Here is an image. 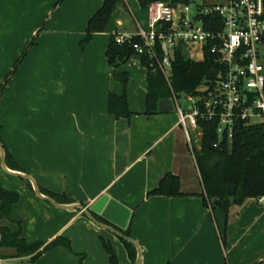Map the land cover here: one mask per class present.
I'll return each mask as SVG.
<instances>
[{
  "label": "crops",
  "instance_id": "crops-1",
  "mask_svg": "<svg viewBox=\"0 0 264 264\" xmlns=\"http://www.w3.org/2000/svg\"><path fill=\"white\" fill-rule=\"evenodd\" d=\"M57 1L0 0V82L47 19L45 33L0 96V137L16 164L9 168L72 201L55 200L60 204L89 206L108 194L132 208L131 237L141 264H264V206L249 198L225 212L205 203L177 111L146 114L148 71L141 58L133 55L119 68L108 62L111 36L148 28L147 8L139 0H120L105 30L81 49L105 0ZM115 71L129 73L126 89ZM125 92L133 113L115 118L109 94ZM169 172L180 177L182 195L148 196ZM0 173L2 186L20 197L0 226L20 231L30 243L58 236L71 241L72 250L57 246L34 264H83L81 255L85 264H111L103 240L112 243L120 264H133L122 239L82 210L39 196L30 180L1 163ZM15 253L0 248V262L32 264Z\"/></svg>",
  "mask_w": 264,
  "mask_h": 264
},
{
  "label": "trees",
  "instance_id": "trees-1",
  "mask_svg": "<svg viewBox=\"0 0 264 264\" xmlns=\"http://www.w3.org/2000/svg\"><path fill=\"white\" fill-rule=\"evenodd\" d=\"M120 0H105L104 5L90 19L86 36L81 41L82 46L91 41L93 35L105 30L109 19ZM164 1L169 3L190 4V0H139L142 7L147 8L151 3ZM63 0H58L61 4ZM211 18V16H210ZM206 22L209 17H206ZM211 29V27H209ZM142 41L135 36L133 42ZM37 41H31L29 47L21 54L13 69L8 72L0 84V96L3 95L9 80L18 72L19 66L26 57L30 46L36 45ZM137 54L132 42L118 43L116 34L110 38L107 48V58L111 66L115 68L125 64L131 56ZM162 56V52L159 51ZM142 64L148 71V90L146 96V114L153 115L160 113V101L166 100L172 103V90L162 72L157 68L156 61L144 55L141 57ZM221 64L216 60V55L206 52L204 60H196L186 54L182 48L176 51L173 61L172 87L179 96L185 94H200V88L207 82L216 79V74L221 69ZM114 79L120 82L126 89L129 83L127 71H115ZM108 111L115 118L130 117L132 111L129 107L127 93L122 95L110 93L108 98ZM199 126L202 128L201 146L195 148L197 167L204 186L205 203L211 202L222 208L225 212L233 205H240L249 198H258L264 195V123L250 124L238 121L234 127L233 137L228 135L222 138L218 134V120L199 119ZM5 147V146H4ZM6 164L8 167L16 166L7 148ZM1 163V158H0ZM235 186V192L229 194L227 187ZM41 192L52 197L60 203H72L66 195L57 194L52 191L40 188ZM179 196L181 192L180 177L169 172L160 181L158 187L148 193V196ZM19 194L15 191L5 189L0 182V221L4 218H11L13 205L19 201ZM85 205V204H84ZM98 218L105 221L103 218ZM132 219L125 235L131 236ZM106 222V221H105ZM128 249L133 264L137 258L136 247L122 239ZM104 248L110 255L111 264H119V259L112 243L103 240ZM57 246H64L72 250L70 239L58 236L48 243L37 241L30 243L22 237L20 231L13 232L8 227L0 226V248L15 249L16 256H29L34 264L37 259L46 251ZM82 263L85 264V255H81Z\"/></svg>",
  "mask_w": 264,
  "mask_h": 264
},
{
  "label": "built area",
  "instance_id": "built-area-1",
  "mask_svg": "<svg viewBox=\"0 0 264 264\" xmlns=\"http://www.w3.org/2000/svg\"><path fill=\"white\" fill-rule=\"evenodd\" d=\"M147 9L149 27L118 32L116 40L132 42L140 57L156 61L172 90V104L194 157L190 128L202 130L199 119L218 120L221 138H232L238 121L264 123V0H201L194 12L190 4L158 1ZM135 36L142 41L133 42ZM180 47L196 60H204L206 52L215 54L222 66L200 94H186L191 102L187 109L172 87L173 61ZM256 199L264 206V195Z\"/></svg>",
  "mask_w": 264,
  "mask_h": 264
},
{
  "label": "water",
  "instance_id": "water-1",
  "mask_svg": "<svg viewBox=\"0 0 264 264\" xmlns=\"http://www.w3.org/2000/svg\"><path fill=\"white\" fill-rule=\"evenodd\" d=\"M159 109L161 112H173L175 108L172 103H169L163 99L160 101ZM0 158H1V164L7 172L12 174H17L19 176H23L28 180H30L34 190L37 192L39 196L51 201L52 203L58 206L82 210L89 218H91L92 221H94L99 226L112 232L119 238L132 243L137 249V258L135 264H141V249L139 244L131 236L125 235L122 232V230H126L128 228L133 212L132 208H130L123 202L111 197L108 194L103 195L101 198H99L97 201H95L93 204L89 206H86L83 203L60 204L56 202L55 199H53L52 197L43 194L35 179L31 177L29 174L22 171H14L7 166L5 160L6 158L5 147L1 140V137H0ZM227 192L229 194H233L235 192V186L229 185L227 187ZM98 216L103 218L106 222L100 220Z\"/></svg>",
  "mask_w": 264,
  "mask_h": 264
},
{
  "label": "rangeland",
  "instance_id": "rangeland-1",
  "mask_svg": "<svg viewBox=\"0 0 264 264\" xmlns=\"http://www.w3.org/2000/svg\"><path fill=\"white\" fill-rule=\"evenodd\" d=\"M191 1V3H190V5H192V11L194 12L195 11V5H196V3H198V2H200L201 0H190ZM58 2V1H57ZM57 4V3H56ZM55 4V5H56ZM55 8H56V6H54V8H53V10H55ZM147 11H148V9H147ZM148 13V12H147ZM46 21H47V19L42 23V25L39 27V29H38V31L34 34V36H33V38L31 39V41L32 40H36V41H38V38H39V35H42V34H44L45 32V30H44V27H45V24H46ZM38 34V35H37ZM30 41V42H31ZM31 43H29L26 47H25V49L22 51V53L29 47V45H30ZM35 45H33V46H30L31 48L32 47H34ZM85 46V45H84ZM80 47H81V49H84V47L82 46V44H81V41H80ZM30 48V49H31ZM21 53V54H22ZM21 55H19V57H20ZM19 57L17 58V60L19 59ZM134 57H136V58H141L138 54H135L134 55ZM17 60L14 62V64H13V67H14V65H15V63L17 62ZM24 60H25V58H24ZM23 60V61H24ZM23 63V62H22ZM21 63V64H22ZM21 66V65H20ZM20 66H19V69H18V72L20 71ZM13 67H12V69H13ZM11 69V70H12ZM24 71H25V67L23 68V73H24ZM10 72V71H9ZM17 72V73H18ZM16 73V74H17ZM8 74V73H7ZM6 74V75H7ZM15 74V75H16ZM14 75V76H15ZM5 78V77H4ZM9 82H10V80H9ZM8 82V83H9ZM2 82H0V84H1ZM5 91V90H4ZM4 94V93H3ZM186 94L185 93H181V94H179V96H178V98H179V102H180V104H182V106L185 108V109H187L188 108V106L189 105H191V102H189L187 99H186ZM201 129H195V130H193L192 128H190V132H191V135H192V138H193V143H194V145H195V147L197 148V149H199V146H201V139H202V136H201ZM0 177L2 178V179H4L5 177H4V175H3V173H0ZM118 259H119V257H118ZM119 262H120V259H119ZM0 264H7V263H2V262H0ZM9 264H29L28 262H22V261H15V262H13V263H9ZM120 264V263H119Z\"/></svg>",
  "mask_w": 264,
  "mask_h": 264
}]
</instances>
